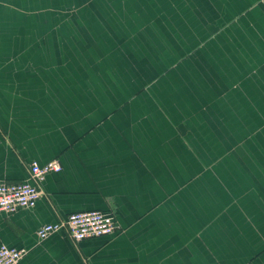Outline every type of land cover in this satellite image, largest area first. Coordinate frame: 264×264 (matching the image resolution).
Listing matches in <instances>:
<instances>
[{
	"label": "crops",
	"instance_id": "1",
	"mask_svg": "<svg viewBox=\"0 0 264 264\" xmlns=\"http://www.w3.org/2000/svg\"><path fill=\"white\" fill-rule=\"evenodd\" d=\"M55 159L21 264H264V0H0V182Z\"/></svg>",
	"mask_w": 264,
	"mask_h": 264
},
{
	"label": "built area",
	"instance_id": "2",
	"mask_svg": "<svg viewBox=\"0 0 264 264\" xmlns=\"http://www.w3.org/2000/svg\"><path fill=\"white\" fill-rule=\"evenodd\" d=\"M63 169L60 160L45 165L34 162L30 166V179L23 182H0V215L13 214L20 209H34L45 196L43 183L51 173ZM117 220L113 212L82 211L70 214L66 219L41 226L37 235L45 240L59 231H66L75 243L87 239L109 236L117 231ZM27 254L24 249L0 246V264H21Z\"/></svg>",
	"mask_w": 264,
	"mask_h": 264
}]
</instances>
